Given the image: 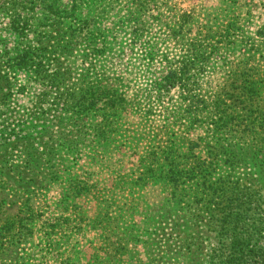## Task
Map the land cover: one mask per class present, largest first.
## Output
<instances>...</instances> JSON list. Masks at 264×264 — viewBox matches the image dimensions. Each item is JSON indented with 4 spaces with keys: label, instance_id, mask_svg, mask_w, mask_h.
I'll return each instance as SVG.
<instances>
[{
    "label": "rangeland",
    "instance_id": "obj_1",
    "mask_svg": "<svg viewBox=\"0 0 264 264\" xmlns=\"http://www.w3.org/2000/svg\"><path fill=\"white\" fill-rule=\"evenodd\" d=\"M69 1L0 0V264H264V0Z\"/></svg>",
    "mask_w": 264,
    "mask_h": 264
},
{
    "label": "trees",
    "instance_id": "obj_2",
    "mask_svg": "<svg viewBox=\"0 0 264 264\" xmlns=\"http://www.w3.org/2000/svg\"><path fill=\"white\" fill-rule=\"evenodd\" d=\"M68 4H72L70 7H67L65 10H63L64 13L69 14V16H77V11H78V4L79 1L78 0H70L68 2ZM53 8V5H50ZM98 51H96V54H103L104 51V46L103 44H98ZM103 57V56H102ZM32 59L29 56V54H22L20 56H18V60L19 63L20 62H25V64H27L29 62V60ZM190 63V61H189ZM171 78L169 77V75H165V77H163V86H169V82H170ZM111 80L108 79V77H105L104 75H102V78H99L97 80V82L94 84L93 87H88V88H80V86L76 85V86H66L64 85L63 90L60 89V84L57 80V78H51L50 80H47L46 83L44 84L46 87H50L51 89H56L55 91V99L57 100H63L64 103L69 102V103H75L77 106L80 107L79 110V116L81 118H86L87 115L90 113L89 109H87L86 104H95L97 105L99 102L101 101H105L107 102V104L112 105L111 108H115L118 102H121V97L117 94L114 93L112 90H110L108 88V83ZM85 89V90H84ZM112 89V88H111ZM116 92V91H115ZM40 98L46 99L50 97V92L48 93H42L39 95ZM107 110V109H106ZM105 110V111H106ZM99 115V114H98ZM122 115L121 113L117 112L115 114L112 115H108L109 119L112 120L113 122L116 121L115 117ZM105 130V129H104ZM104 130L102 129V131L104 132ZM102 134H105V132ZM170 174L168 177H175L176 173L174 168L172 169H164L162 172H160L159 174V178L160 180H165L166 175ZM145 178H149V176L144 175V179ZM257 250H252V249H248L247 250V254H244V256H239L233 258L231 257V261L230 264H243L246 262L247 258H251L253 257L256 260H260V255L259 253H256Z\"/></svg>",
    "mask_w": 264,
    "mask_h": 264
}]
</instances>
